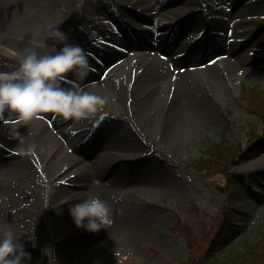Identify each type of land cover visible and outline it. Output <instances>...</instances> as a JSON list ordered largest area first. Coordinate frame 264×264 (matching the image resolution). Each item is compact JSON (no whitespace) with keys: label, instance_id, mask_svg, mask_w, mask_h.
<instances>
[{"label":"rangeland","instance_id":"rangeland-1","mask_svg":"<svg viewBox=\"0 0 264 264\" xmlns=\"http://www.w3.org/2000/svg\"><path fill=\"white\" fill-rule=\"evenodd\" d=\"M45 1L31 0L29 8L20 11L19 18L26 26L12 35L17 43L33 41L31 33H49L54 18L44 9ZM136 1L81 2V8L73 6L60 28L65 33L71 31L67 33L69 40L88 54L91 71L82 86L95 94L101 89L102 80L112 87L111 92L101 94L109 98L101 112L79 122L63 121L50 113H46L43 120L27 123L17 122L14 115L5 113V116L13 137H25V134L32 137L47 128L54 134L56 126L80 128L84 133L79 138L88 152L108 160L124 157L126 161L132 160L129 167L152 166L155 173L167 178L162 176L160 184L151 185L131 175L132 172L121 175V188L117 185L111 202L116 204L115 208L112 203L113 211L124 212L126 217L121 220V232L108 245L109 253L99 256L93 253V247L111 234L120 219L112 211V224L107 230L89 233L75 226L68 210L62 217L54 215L58 204H63L67 197L55 193V180L62 176L67 186L80 188L72 182L78 169L71 168L69 160L55 163L50 170L44 168V164L46 167L49 160L58 156L57 146L43 151V154L52 151V156L43 158L45 162L41 167L40 158L26 146L25 158L35 164L33 171L37 179L31 170L21 191H12L15 196L22 193L29 196V203L19 207L16 203L7 204L10 210L5 213L9 221L15 223L14 232L31 256L25 264H42L38 254H51L49 264H196L199 261L211 264L225 257L229 247H238L246 237L256 235L264 223V116L256 114L244 95L246 88L264 93V0H193L191 4L189 0ZM133 2L136 4L132 6ZM131 7L134 11H130ZM35 13L38 15L34 16ZM193 14L196 15L191 16ZM48 33L43 39L45 45L52 43ZM137 33L154 44L161 39L170 43L177 49L179 66L197 75L204 74L212 64L219 75L227 78L230 71L226 58L231 51L243 54V64L254 70L241 76L234 73L232 80L224 85L226 94H220L219 98L208 97L212 105L215 104V114L200 120L195 128L171 125L167 135L160 134L159 113L168 109L172 101L181 112L176 113L178 118L182 114L192 115L189 95H177L178 92L165 87L152 127L138 123L133 105L149 89L143 83H131L130 77H134L141 63L121 56L125 53L122 51L132 45L129 43L131 35ZM6 44H3L6 49L0 46V60L3 59L0 71H11L18 66L12 56L22 57ZM44 51L45 48L42 54ZM151 52L158 53L155 49ZM185 53H191V58L184 60ZM173 54V49L166 51L164 60L171 59ZM6 57L8 59H4ZM71 84L70 77L65 86ZM18 129L26 130L25 134ZM223 140L235 146L236 157L225 174L212 175L199 166V161L208 157L212 145ZM74 155L85 160L79 152L75 151ZM117 161L119 159L110 163ZM92 177L84 191L87 198L94 197L92 194L98 190L93 191L91 183L103 186L107 182ZM79 178L75 181L84 180ZM44 185L53 188L47 201L42 195ZM223 220L229 227L219 230ZM125 224L132 226V232ZM82 240L91 243L88 248L81 249L78 243ZM129 255L131 258L125 260Z\"/></svg>","mask_w":264,"mask_h":264},{"label":"bare ground","instance_id":"bare-ground-1","mask_svg":"<svg viewBox=\"0 0 264 264\" xmlns=\"http://www.w3.org/2000/svg\"><path fill=\"white\" fill-rule=\"evenodd\" d=\"M86 1L88 0H79L78 2L77 0H46L44 9L49 15L54 18L53 25H51L50 29L57 26L61 28L67 21V15L72 10L73 6H77L80 9L81 6L79 5V3H84ZM121 1L125 2L126 0H118V3H121ZM192 1L193 0H189L188 3L191 4ZM135 4L134 2L131 3L132 6ZM30 5L31 0H0V33H2V35H0V46L2 49H6L3 44L7 43L11 47H13L15 51H17L16 54L23 55L25 50L29 48H35L42 54V49L45 48V40L43 39L47 36L48 31H38L35 33H31V38L33 39V41L31 40L28 43H17L12 38V35L15 31H19L26 26V23L22 21L21 18H19V13L24 8L28 9ZM130 11H134L132 10V7ZM137 13L138 12H133L134 15H136ZM37 15L38 14L36 13L34 14V16ZM194 15L196 14H193L191 16ZM66 33L69 34L71 33V31H68ZM209 33L208 31L205 32V34L207 35ZM144 36L145 35H141L138 33L136 34V36L132 34L129 38V43L133 46L131 45L126 47L122 51L125 53H121V56H124L123 58H126L127 61L135 60L134 62L141 63L138 68L139 70L134 74V77H130L131 83H143L142 85L147 86L146 88L149 89L148 93L146 92V94L140 96L141 98L137 101V103H135V105H133V111L136 115L138 123L143 122V125H148L147 128H149V126L152 127L156 115L158 116L157 109L160 104V96L165 87H167L170 91L174 90L178 92L177 95H189L190 102L188 101V104L189 107H191L190 111L192 113L191 116L182 114V116L178 118V115H180L181 112L177 107H174L175 103L172 101L174 104L171 102L168 109L164 108L161 110V113H159L158 118H162V121L158 126V131L160 134L167 135L169 133V128L171 127V125L177 126L179 128H183V126L185 128H195L200 120H203V118L208 119L210 116L209 114H212L215 111V104L212 105V101H210L208 97H218L220 94H226L227 91L225 90L224 85L228 83V80H232L234 73L241 76V74L254 70V68H250L249 66H245V64H243V61L245 62L243 54H237V52L234 53L235 51L230 50L231 52L226 58L228 64L227 67L230 71L227 78H225V76L222 77L221 75H219L218 70H216V68L212 66V64L207 67V71H205L204 74L197 75L190 69L181 68L179 66L177 62L180 61V58L177 55V49L172 48L170 43L161 39L160 43L154 44ZM69 43L77 45L75 41L73 42L69 40ZM152 49H155L158 52L157 55H154L151 52ZM172 49L174 53L172 58L164 60L166 51H170ZM1 56L2 53L0 51V57ZM183 56H185L184 60L190 59L191 53H185ZM12 57L15 59L16 63L19 64L21 58L15 56ZM142 58H145L146 60L141 61ZM4 59H8V57ZM237 71L239 72L237 73ZM100 86L101 89L97 91L99 95L112 91V87L110 86V83L108 81L102 80ZM188 104L186 102L187 106ZM178 112L179 114L176 116V113ZM5 121H0V126L2 129V131L0 132V225L2 226L3 230L9 226H11L13 230H16L15 223L13 221H9V217L5 215V213L10 210L7 204L10 205L12 203H16L15 206L19 207L29 203V196L23 193L20 194V196H15L12 194V191H21V185L25 183V179L30 174V171H33V165L35 164L25 158V156L27 155L26 150L30 148L32 154L34 153L33 155L37 159L40 158V161H38L41 167L45 162L43 158H50L52 156V151L48 152L46 150L48 153L46 152L45 154H43V151L51 146H55V148L59 147L57 152L58 156L49 160L48 163H46V167L44 164V168H48L50 170L55 163H58L61 160H69V165H72L71 168L76 167L78 169V174H76L72 178V182H74L75 185L79 184L81 186L80 188L77 187L76 189L72 188L74 186H67V184L65 183L67 181L64 180V177L62 176L54 182L56 183V187L54 190L55 193H59V195H61L62 197L67 196L66 198L63 197L65 199V205L64 203H57L59 208H56L54 215L58 217L67 215L66 213L69 212H67L68 207H71L73 204L87 199V194L84 191L90 183V178H93L92 176H96V178H94L95 180L100 179L105 182L107 180V182L104 183L103 186H95L91 183V188L93 191H95V189H98L92 195L98 196L106 201L110 205L112 211V206L115 203L111 202V194H115L117 185L121 184L119 182L121 180V175H130L132 172L131 175L139 176L145 181L146 184L151 185L160 184V181L162 179L163 175H160L158 172L155 173L152 166H149L147 168H135L134 166L129 167L128 165H130V163L132 164V160L126 161L124 157L117 158L119 159V161H117L116 163H110L117 159L108 160L104 159L103 157L96 156L90 151L88 152L86 146L82 143V139L79 138V136L84 133V131L80 128L75 129L68 126H56L54 129V134L49 133V129L47 128L44 129V131H40L39 134L34 133L32 137L25 134L26 130L18 129V132L24 133L25 137H13L12 130L9 128L11 124L10 122H8L6 116ZM163 123L164 127H162ZM31 131H33V129H31ZM168 138L172 139V137ZM125 140L126 137L122 138V141ZM26 146H28L27 149ZM75 151L85 156V160H83V158L75 156ZM31 174L34 175V171ZM31 174L29 176H31ZM78 176H80L79 179L84 180L76 182L77 180L75 181V179ZM34 177L36 178V175H34ZM163 177L167 178L166 176ZM72 179L68 180L71 181ZM128 179H130V177ZM93 183L95 184V181ZM135 187H133V189ZM118 188H121V186L119 185ZM35 193H37V190L35 191ZM62 193L65 195H62ZM134 193H136V191ZM61 205H63V207H60ZM113 207L116 208V204ZM2 212L3 214H1ZM113 212L115 213V216H117L120 220H118L117 225L115 223V226L111 230V234L99 241L100 243L97 244L98 246L93 247L95 251H93V253H95V255L97 254L99 256H102L104 254L105 256L106 254H108V245L112 243V240H114L113 237L116 236V234L118 235V232H121L120 230L123 225L121 220H124L123 218H125L126 216L124 212H119L117 211V209ZM126 226H128L132 232V226L130 224H127ZM78 244L81 249H86L88 248L87 245H90L91 243H87L86 241L82 240L79 241Z\"/></svg>","mask_w":264,"mask_h":264},{"label":"clouds","instance_id":"clouds-1","mask_svg":"<svg viewBox=\"0 0 264 264\" xmlns=\"http://www.w3.org/2000/svg\"><path fill=\"white\" fill-rule=\"evenodd\" d=\"M48 39L52 43L44 46L43 54L35 48L26 49L17 67L0 71V121H5V113L21 123L43 120V114L50 113L63 121L79 122L109 103L107 96L82 86L91 71L85 50L69 43L68 34L58 26L50 29ZM70 77L71 86H65ZM52 193L53 188L44 185L45 201ZM68 211L75 226L89 233L107 230L112 224V209L98 196L75 203ZM30 258L11 226L0 231V264H25Z\"/></svg>","mask_w":264,"mask_h":264},{"label":"trees","instance_id":"trees-1","mask_svg":"<svg viewBox=\"0 0 264 264\" xmlns=\"http://www.w3.org/2000/svg\"><path fill=\"white\" fill-rule=\"evenodd\" d=\"M250 106L256 114L264 116V93L258 89H245ZM236 157L235 146L227 140L212 145L208 151V157L200 159L199 166L212 175L225 174L230 162ZM229 227L228 222L223 220L219 230ZM220 233V232H219ZM218 236V235H217ZM38 254V253H37ZM47 254L37 255L42 258V264H49ZM37 257V258H38ZM264 263V223H262L253 237H246L238 247L231 246L226 250L225 257L217 258L211 264H263ZM196 264H205L199 261Z\"/></svg>","mask_w":264,"mask_h":264}]
</instances>
